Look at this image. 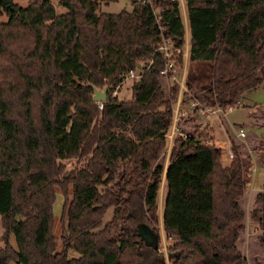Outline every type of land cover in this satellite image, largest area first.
Masks as SVG:
<instances>
[{
    "label": "trees",
    "instance_id": "1",
    "mask_svg": "<svg viewBox=\"0 0 264 264\" xmlns=\"http://www.w3.org/2000/svg\"><path fill=\"white\" fill-rule=\"evenodd\" d=\"M114 1L30 0L21 8L0 0V264H247L248 220L264 264V182L249 207L245 145L231 138L233 158L222 165L212 135L194 127L171 141L164 174L162 161L178 96L225 112L264 82V0H185L190 46L180 94L178 82L164 86L159 51L168 41L182 70L178 0L100 11ZM55 2L66 12L56 14ZM130 70L139 79L131 98L118 100L113 90ZM104 88L106 100L94 102ZM251 115L264 122V112ZM256 140L264 166V133ZM162 178L166 254L145 245L137 228L148 226L160 243Z\"/></svg>",
    "mask_w": 264,
    "mask_h": 264
},
{
    "label": "rangeland",
    "instance_id": "2",
    "mask_svg": "<svg viewBox=\"0 0 264 264\" xmlns=\"http://www.w3.org/2000/svg\"><path fill=\"white\" fill-rule=\"evenodd\" d=\"M30 0H13L14 4L17 6L24 8ZM98 1V0H97ZM180 6L183 3L184 6H186L185 0H179ZM55 12L56 14H63L66 12V8H64L61 5H58L56 2L54 3ZM133 8V5L130 0H116L114 2H110L108 4L100 3V11L106 14H116L121 11H127L130 12ZM180 14L181 19L183 21L187 22L186 16L184 12L182 11V8L180 7ZM6 17L2 16L0 17L1 22H5ZM166 44L168 46V54L170 57V61L173 64V77L175 78V81H178V83H183V76L187 70V66H185V63L187 62V52L184 50L183 52V67L182 70H178V66L175 64L174 57L178 52H173L172 45L166 41ZM133 79L127 78L125 81H123L118 87H116L113 90V93L115 97L118 100H125L131 98V85L133 83ZM164 86L165 88H169L173 82L169 78L164 77ZM101 91V90H99ZM185 91V86L179 88V94L180 92ZM180 100V101H179ZM177 102H180V105L185 104L183 111H178L177 118L179 123L176 125L175 130H177V136L184 137L183 133H187L191 131L194 127H198L199 129H207L211 135H214L213 139V145L221 149V163L227 164L231 159L228 157V152L230 149L227 148V139H228V133L232 136V138H235V135L237 136L238 130L243 129V132L246 136V138L241 139L238 136V140H240L241 143H243L248 150V156L250 160V164H248V167L246 170H248L249 167H252L254 165H257L255 160L256 157L259 154V150L257 149V140L256 138H259L262 133H264V122L260 121L259 118L252 117V112L255 115H258V112H264V82L260 84V86L251 91L245 93L243 96L241 102V106L234 108L233 110L227 112L225 115H223L224 112H221L219 109H213V108H207L203 104L196 102L194 100L186 99V98H179L177 101L173 104L172 110H173V120L171 123V126L174 124V117L175 112L177 110ZM191 103L194 104V108H190ZM181 105V107H183ZM197 108V109H195ZM219 110V111H218ZM177 121V122H178ZM229 125V126H228ZM170 126V128H171ZM170 130V129H169ZM169 131L167 132V134ZM175 137V136H174ZM247 138H255V141L251 144H246ZM222 142V143H221ZM223 144V146H221ZM167 150L164 153L163 156V164L165 165L167 162ZM252 156H254L252 158ZM254 159V160H253ZM227 160V161H226ZM63 163L70 167L73 161H63ZM255 168V166L253 167ZM252 168V169H253ZM255 178L256 182L251 185L250 189H252L253 193L260 192L261 189V181L263 178V169L259 165H257V170L255 171ZM252 173V171H251ZM247 176V173L245 174V177ZM247 179V177L245 178ZM164 181V179L162 178ZM253 186V187H252ZM160 198L163 199V193L166 194V188L165 184L162 185ZM55 200L53 203V216H54V237L57 241V247L58 249L61 247L60 241H59V234L61 231V222L59 220L61 215V209H62V194L60 193L58 188H55ZM250 191V190H249ZM165 198V196H164ZM250 200V205L252 204ZM111 211L108 210V212L104 215V220H107L110 216ZM161 213V208H160ZM2 232V227L0 223V234ZM259 231L257 229L256 224L252 223L250 220L247 221L246 228L244 231V236L242 239V249H243V255L245 256L246 263L247 264H260L262 262L263 257V248L258 244L256 240V236L258 235ZM170 245L169 240L165 239L162 231L160 230V243H158L159 248L166 252L168 246Z\"/></svg>",
    "mask_w": 264,
    "mask_h": 264
},
{
    "label": "crops",
    "instance_id": "3",
    "mask_svg": "<svg viewBox=\"0 0 264 264\" xmlns=\"http://www.w3.org/2000/svg\"><path fill=\"white\" fill-rule=\"evenodd\" d=\"M178 2H179V0H178ZM182 8V11L184 12V14H185V16H186V19H187V10H186V6H184V4L182 3L181 4V6H180V3H179V8ZM181 9H179V11H180ZM181 15V14H180ZM182 22H183V26H184V46H183V51L182 52H184V50L187 52V62L185 63V66H187L188 65V52H189V46H190V41H189V31H188V25H187V22H186V24H185V22L183 21V19H182ZM184 77V76H183ZM183 84V86H184V83H182ZM181 87V86H180ZM245 95V94H244ZM243 95V96H244ZM180 101V100H179ZM178 104H179V106H178V111H180L181 112V110L183 111V109H184V106H185V104H181L183 107H181V105H180V102H177ZM241 104H242V102H241ZM240 104V105H241ZM239 107V106H238ZM236 108V107H235ZM234 108H232V109H230V110H227V111H225L224 113H223V115H225L227 112H229V111H231V110H233ZM178 121V118H177V120H176V122H174V124L171 126V128H170V130H169V133L168 134H166V143H167V148H166V150H167V153H168V156H167V162H166V164L164 165L163 164V174H164V172H165V170H166V167H167V164H168V157H169V149H170V145H171V141L173 140V138H174V136H176L177 134V130H175L174 131V133H172L171 131H172V129H173V127H174V129H175V127H176V125L179 123V121ZM229 126V125H228ZM212 137H214V135H212ZM231 138H232V136L228 133V139H227V148H225V149H230V140H231ZM240 138V137H239ZM236 135H235V140L236 141H239L240 142V140H238L239 139ZM246 138V136L244 137V139ZM241 139H243V138H241ZM247 141L248 142H246V143H252V142H254L255 141V138H247ZM222 143V142H221ZM221 146H223V144H221ZM254 156H252V158H253ZM254 160V159H253ZM227 161V160H226ZM256 162V164L257 165H259L260 167H262V169H263V178H262V181H261V183H260V185H261V188H262V185H263V182H264V166L256 159L255 160ZM229 162H227V164H228ZM227 164H222V165H227ZM248 164H250V160H247V161H245V168H247L248 167ZM257 165H254L255 166V168H253L254 166H252V167H249L248 168V170H246V173H247V179H245V182H246V196H245V200H246V202L248 203V202H250V200H252V198L254 197V195L256 194V192L255 193H253L252 194V189H250L251 187V185H253L255 182H256V178H257V176H256V178H255V171L257 170ZM253 168V169H252ZM251 171H252V173H251ZM245 177V178H246ZM163 184H165V182L162 180V182H161V185H160V187H162V185ZM253 187V186H252ZM165 188H166V186H165ZM161 189L162 188H160L159 189V192H161ZM250 190V191H249ZM164 193H163V199H161L160 198V194L158 193V217H159V224H158V227H159V236H160V230L162 231V233H163V230H162V211H163V202H164ZM160 208H161V213H160ZM163 235H164V233H163ZM164 237H165V235H164ZM165 239H167L166 237H165ZM168 240V239H167ZM167 251V250H166ZM164 254H166V252H164Z\"/></svg>",
    "mask_w": 264,
    "mask_h": 264
},
{
    "label": "built area",
    "instance_id": "4",
    "mask_svg": "<svg viewBox=\"0 0 264 264\" xmlns=\"http://www.w3.org/2000/svg\"><path fill=\"white\" fill-rule=\"evenodd\" d=\"M159 51H161V53L163 54L164 58L167 60V65H166L165 69L162 71V75L165 78H169L171 80V82H174L175 78L172 75L174 73L173 69H172L173 68V64L170 61V57H169V54H168L169 51H168V46L166 44V41H164L162 43V45L159 47ZM139 76H140V74H139L138 70H130L128 72V74L125 76V79L123 81H125L127 78L133 79V80H137V79H139ZM175 82H178V81H175ZM179 85L182 87V83H179ZM113 96H115L114 93H113ZM194 104L191 103L190 108H194ZM178 106H179V104L177 103V110L175 112V117H174L173 123L176 122V120H177ZM230 109H232V108H229L228 110H230ZM174 131H175V129L173 127L171 132L174 133ZM237 136L240 137V138H244L245 137L243 129H239L238 130ZM228 157H229V159L233 158V154L231 153V151L228 152Z\"/></svg>",
    "mask_w": 264,
    "mask_h": 264
},
{
    "label": "water",
    "instance_id": "5",
    "mask_svg": "<svg viewBox=\"0 0 264 264\" xmlns=\"http://www.w3.org/2000/svg\"><path fill=\"white\" fill-rule=\"evenodd\" d=\"M106 94H107L106 88L102 89L101 91L95 90L92 99L94 102H103L106 100ZM137 228L140 236L144 240L145 245L157 249L158 236L156 235V233L144 224L138 225Z\"/></svg>",
    "mask_w": 264,
    "mask_h": 264
}]
</instances>
